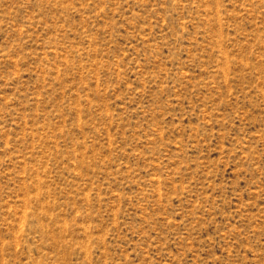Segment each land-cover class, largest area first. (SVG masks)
<instances>
[{
  "label": "rangeland",
  "instance_id": "rangeland-1",
  "mask_svg": "<svg viewBox=\"0 0 264 264\" xmlns=\"http://www.w3.org/2000/svg\"><path fill=\"white\" fill-rule=\"evenodd\" d=\"M0 264H264V0H0Z\"/></svg>",
  "mask_w": 264,
  "mask_h": 264
}]
</instances>
